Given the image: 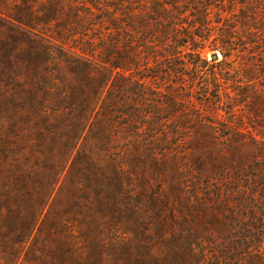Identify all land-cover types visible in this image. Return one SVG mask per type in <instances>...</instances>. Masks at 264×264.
I'll return each instance as SVG.
<instances>
[{
	"label": "trees",
	"instance_id": "1",
	"mask_svg": "<svg viewBox=\"0 0 264 264\" xmlns=\"http://www.w3.org/2000/svg\"><path fill=\"white\" fill-rule=\"evenodd\" d=\"M6 1L0 0V9ZM110 1L107 15L101 18V42L86 40L83 58L32 34L43 20L29 0L9 14L17 32L8 37V49L0 44L4 55L0 63L5 67L8 63V104L0 102V117L8 107V130L0 120V264H83L80 253L85 247L90 250L86 264H97L104 251L123 264L134 260L136 264H188L186 258L176 256L171 263L170 258L149 261L141 248L140 257L146 259L140 260L128 244L122 250V246L108 245L100 228L132 221L146 197L148 208L158 205L148 195L146 181L140 186L142 193L135 191L137 170L148 165L170 180L174 198L181 193L179 188L196 195L190 191L197 175H203V159L185 156L184 132L174 124L167 129L157 108L167 106L178 112L175 95L181 96V86L188 89V102L198 99L193 93H200L204 106L223 103L221 87L229 79L222 65L236 53L232 19L226 24L216 19L219 30L214 33L209 26L212 0ZM183 3L188 5L185 12L177 8ZM248 13L243 16L245 26L250 24ZM81 15L78 11L73 18L76 25L80 21L79 27ZM59 28L66 29L67 24ZM105 38H110L108 43ZM204 53H211L210 61ZM89 57H99L115 74L109 84V76ZM210 66L212 74L207 73ZM196 77L204 82L198 85ZM151 83L168 85L167 101L160 106L148 101L147 84ZM106 84V96L97 107ZM225 95L231 99L229 93ZM183 121L188 124L184 131L196 130L206 139L217 129L215 119L201 114ZM232 168L235 176L244 169L237 162L226 167ZM259 184L263 190L252 193L254 199L264 196V180ZM38 226L45 242L36 239L21 254ZM77 231L82 243L72 239Z\"/></svg>",
	"mask_w": 264,
	"mask_h": 264
},
{
	"label": "rangeland",
	"instance_id": "2",
	"mask_svg": "<svg viewBox=\"0 0 264 264\" xmlns=\"http://www.w3.org/2000/svg\"><path fill=\"white\" fill-rule=\"evenodd\" d=\"M29 1L35 15L43 20L39 27L31 32L44 43L60 48L69 55L83 58L87 47L84 45L86 40L96 44L101 42L98 39L102 34L100 28L104 24L101 18L107 15L108 7L111 6L110 0ZM212 2L209 26L213 32L219 30L218 24L215 23L218 18L226 24L231 16L230 24L234 27L236 53L222 65L228 70L226 78L229 79L223 80L221 87L225 89L223 103L216 106L213 102L212 105L204 106L199 101L202 99L200 93H193L198 99L188 102V89L181 86L178 88L181 96L175 95L180 104L177 105L180 106L179 111L173 113L167 106H160L164 100L167 101L168 85L147 84L148 101L160 106L157 110L161 111L160 117L166 122V128L174 124L184 132L182 150L185 156L203 159V175H197L193 180L194 188L190 191L196 195L179 188L181 193L174 198L171 195L173 186L170 180L148 165L142 171L137 170L135 191L138 195L142 193L140 186L146 181L148 195L158 205L152 206L153 210L149 207V210L147 206L151 205L146 197L142 202L145 204H138V218L122 221L116 228H100L102 238L108 241V245L122 246V250L124 245L128 244L135 250V257L138 256L140 260L146 259L144 256L140 257L141 248L149 261L160 262L170 258L168 262L171 263L176 260V256L179 260L186 258L185 263L188 264H264V196L259 195L254 199L252 195L260 190L259 188L262 189L263 186L259 183L264 180V0ZM18 4L23 5V0H7L0 9V22L3 23H0V44L7 45V49L8 37L17 32L9 14L16 13ZM177 8L185 12L188 5L183 3ZM78 11L81 16L84 15L81 27L80 21L79 25H76L73 19ZM247 11L251 12L248 13L249 26L243 23V16ZM187 21L189 20L186 19ZM61 23L67 24V28L60 29ZM59 32L63 34L61 36H66L65 39H60ZM182 32L185 33L186 29ZM109 39L105 38L104 42L108 43ZM183 51L189 52L187 49ZM3 56L0 51V60ZM204 56L211 60V53H204ZM219 60H222V56H219ZM89 61L106 72L109 84L115 74L107 69L99 57H89ZM213 70V66H210L207 73L212 74ZM173 80L176 82L177 77L174 76ZM195 82L201 85L204 80L196 77ZM108 84L99 96L97 107L106 96ZM243 92L247 94L241 95ZM226 93L230 94L231 99H228ZM212 96H216L215 91ZM242 101L246 103H241ZM0 102L3 106L8 104V63L6 67L0 63ZM195 114H201L204 119L216 120L217 129L212 134L213 137L206 139L193 129L184 131L188 124L183 119L187 116L188 120V116ZM0 120L4 129L8 130V107ZM123 134L127 137L125 132ZM171 140L177 142L181 139ZM18 143L21 144L22 141L19 140ZM234 162L243 164L244 169L238 171L239 176L234 175L233 168L231 171L226 169L227 165ZM169 164L172 166L173 161ZM4 168L7 172L8 161L4 163ZM166 172L168 175L169 172ZM7 178L8 176H4L3 180L8 181ZM64 210L61 207V211ZM74 223L78 225L77 221ZM38 228L39 226L31 233L29 242L21 249V254H24L36 239L40 243L45 242L44 233ZM75 235L77 236L72 239L79 243V231ZM191 246H194V249H191ZM104 253L105 251L101 252V259L94 263L123 264L113 261ZM80 254L85 261L81 263L86 264L90 250L85 247ZM130 264H136V261H130Z\"/></svg>",
	"mask_w": 264,
	"mask_h": 264
}]
</instances>
